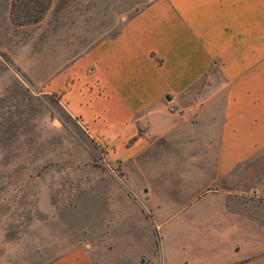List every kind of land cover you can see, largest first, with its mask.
Returning <instances> with one entry per match:
<instances>
[{
    "label": "rangeland",
    "instance_id": "1",
    "mask_svg": "<svg viewBox=\"0 0 264 264\" xmlns=\"http://www.w3.org/2000/svg\"><path fill=\"white\" fill-rule=\"evenodd\" d=\"M144 4L52 0L37 24L15 27L0 0V264H50L78 247L96 264H264V159L256 177L213 183L211 160L189 159L206 150L200 125L197 145L178 130L136 162L112 160L48 88Z\"/></svg>",
    "mask_w": 264,
    "mask_h": 264
},
{
    "label": "crops",
    "instance_id": "2",
    "mask_svg": "<svg viewBox=\"0 0 264 264\" xmlns=\"http://www.w3.org/2000/svg\"><path fill=\"white\" fill-rule=\"evenodd\" d=\"M205 76L203 99L185 106V93ZM48 88L112 160L136 162L178 130L197 145L203 125L206 150L197 145L189 159L211 160L213 183L256 177L252 162L264 159V0H145ZM50 264L96 263L78 247Z\"/></svg>",
    "mask_w": 264,
    "mask_h": 264
},
{
    "label": "trees",
    "instance_id": "3",
    "mask_svg": "<svg viewBox=\"0 0 264 264\" xmlns=\"http://www.w3.org/2000/svg\"><path fill=\"white\" fill-rule=\"evenodd\" d=\"M52 0H11L9 18L15 27L37 24L48 12Z\"/></svg>",
    "mask_w": 264,
    "mask_h": 264
}]
</instances>
